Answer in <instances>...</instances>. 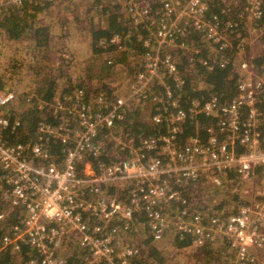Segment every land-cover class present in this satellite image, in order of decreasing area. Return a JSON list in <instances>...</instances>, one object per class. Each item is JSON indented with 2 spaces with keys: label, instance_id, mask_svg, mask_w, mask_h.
<instances>
[{
  "label": "built area",
  "instance_id": "2783aa9c",
  "mask_svg": "<svg viewBox=\"0 0 264 264\" xmlns=\"http://www.w3.org/2000/svg\"><path fill=\"white\" fill-rule=\"evenodd\" d=\"M126 1L136 25L148 20L147 8L135 10L137 0ZM241 1L244 11L240 18L246 24L248 34L253 31L261 44L258 56L264 53V31L258 29L264 13V0ZM161 13L159 29L144 43L147 48L155 47V52L144 55L145 70L138 75L137 82L130 85L125 97L105 106L106 110L100 107L97 112L81 105L80 99L65 98L69 103L57 100L55 112H67L75 122L73 127L65 124L56 128L42 124L38 128L39 136L66 146L62 165L56 164L42 143L6 147L0 133L3 198L12 207H25L21 225L13 227L12 235L3 239L0 251L10 245L18 252L21 244L30 246L35 253L27 264H65V255L71 248L88 254L85 264H134L137 258L144 256L146 249L129 240L147 233L157 245L165 237H171L167 233L168 220L160 210L184 202L179 186L201 177L219 186L221 175L235 171L244 182L252 185L250 205L226 219L211 217V228H207L199 217L192 222L182 221L178 224L179 231L192 238L190 249L201 248L221 236L228 240L236 256L232 264H264V135L259 129L262 120L264 124V77L252 61L256 55L251 58L248 55L252 38L248 35L245 46H240L235 55L240 78L238 94L233 101L220 104L217 99L193 100L189 109L184 110L179 101L173 99V89L161 78L165 70L174 89H181L185 84L171 51L186 48L199 54V50L184 41L190 28L202 33L205 40L219 50H233V41L240 40L242 35L238 32V23L227 22L222 27L217 17L209 16L205 0H163ZM113 42L118 43L119 38H114ZM211 62L224 68L228 60L227 56H222L218 60L201 61L209 69L215 66L209 64ZM156 81L165 88L167 102L163 95L164 100L153 99L151 106L159 101L167 106L166 113L170 112L168 106L177 109L167 117V133L145 139L138 147L132 140L117 138L119 153L128 156L120 157L110 165L101 164L95 170L89 158L102 156L103 149L98 140L101 130L113 126L129 101L147 97L149 86ZM17 102L14 92L0 91V130L8 125L5 113L14 109ZM159 112L149 118L152 124L164 122L166 116ZM215 113H219L222 119L217 132L210 131L212 135L208 143L202 144L195 137L180 150L177 145L180 126L188 118ZM240 147L243 152L238 151ZM151 151H157L160 157L147 156ZM81 165L83 176L79 177ZM111 187L130 189L128 200L121 202L109 196ZM253 187H260V192ZM143 210L147 213L148 223L147 229L141 233V230L134 229V224L135 214ZM92 219L98 223L90 225L88 221ZM120 228L126 234L124 237L119 234ZM132 230L136 232L135 236L128 237Z\"/></svg>",
  "mask_w": 264,
  "mask_h": 264
},
{
  "label": "trees",
  "instance_id": "16d2710c",
  "mask_svg": "<svg viewBox=\"0 0 264 264\" xmlns=\"http://www.w3.org/2000/svg\"><path fill=\"white\" fill-rule=\"evenodd\" d=\"M162 1L137 0L135 10L147 8L149 18L136 25L126 0H0V91L14 92L18 97L14 109L5 113L8 125L0 130L4 145L9 147L40 142L48 149L56 164L62 165L66 146L39 136L38 128L42 124L56 128L65 124L73 127L75 122L67 112H55L57 100L69 103L65 98H73V101L80 99L81 105L97 112L100 107L106 110L105 106L126 96L130 85L135 84L138 75L145 70L142 60L144 55L155 52V47L147 48L144 43L151 33L159 29ZM205 1L209 6V16L217 17L222 27L227 22L238 23V32L242 37L233 41V50H219L208 43L202 33L190 28L184 41L191 48L199 50V54L186 48L171 51L185 84L181 89H174L172 79L165 70L161 78L173 89V99L178 100L184 110L189 109L193 100L217 99L220 104L233 101L238 94L240 78L235 55L240 46H245L249 37L247 26L240 18L244 11L241 0ZM258 29L264 31V13L258 22ZM114 38H119V42L114 43ZM222 56H227L228 60L224 68L214 66L211 62L209 64L214 67L209 69L201 63L202 60L213 61ZM252 61L264 77V53L255 56ZM149 88L147 97L129 101L113 126L101 130L98 140L102 145V156L99 159L89 158L95 170L101 164L110 165L120 157L128 156L127 153H119L117 138L132 140L133 145L138 147L145 139L167 133V117L177 109L168 106L170 112L166 113L167 106L164 107L165 104L159 101L151 106L153 99L164 100V95L167 102V97L159 81ZM157 111L166 116L159 125L149 120ZM262 113L264 115V103ZM221 119L219 113L188 118L180 126L177 135L179 149H183L195 137L202 144H207L212 135L210 131L217 132ZM259 129L264 135L263 120ZM218 137L224 139L222 135ZM238 151L243 152V149L240 147ZM158 155L157 151L147 153V156L160 157ZM82 171L81 165L78 168L79 177L83 176ZM3 173L0 169V176ZM221 176L222 183L219 186L213 185L206 177L179 186L184 202L160 210L168 220L167 233L171 236V246L173 244L180 256L188 254L192 257L194 264H232L236 260L226 238L219 236L201 248L190 249L192 238L179 231L178 224L182 221L192 222L199 217L207 228H211V217L226 219L250 205L252 185L244 182L235 171H228ZM108 195L125 202L130 189L111 187ZM255 197L259 199V196ZM0 215L2 247L3 239L12 235V228L21 225L25 207H12L3 198L1 188ZM88 223L93 225L98 221L92 219ZM147 223L145 210L135 214L134 229L142 233L147 229ZM133 230L128 237L135 236ZM119 234L121 237L126 235L121 228ZM145 236H138L140 242L135 244L147 251L134 264H165L159 245L154 244L147 233ZM34 253L35 250L25 244H21L19 252L10 245L0 251V264H27ZM87 259V253L71 248L70 253L65 255V264H85Z\"/></svg>",
  "mask_w": 264,
  "mask_h": 264
},
{
  "label": "rangeland",
  "instance_id": "374dc122",
  "mask_svg": "<svg viewBox=\"0 0 264 264\" xmlns=\"http://www.w3.org/2000/svg\"><path fill=\"white\" fill-rule=\"evenodd\" d=\"M248 35L250 36V38H252V43H251L252 48L248 52V55L250 54V58H251L252 56H255L256 54H258V48H260L261 44H260V42H257L256 39L258 37L256 36V34H254L253 31L250 30ZM248 47H249V45H248ZM253 189L254 190L257 189V192H260V187H258V188L253 187ZM170 239H171V237H165L162 242L157 243V245H159V249L163 251L161 253V257L165 260V264H194L195 261H193L192 257L187 256L188 254L183 257V256L179 255L180 253H178L177 251L174 250L173 244L171 246L172 242L170 241ZM132 241L134 243H139L140 239H138V237H137L136 239L133 238ZM146 251H147V249H146Z\"/></svg>",
  "mask_w": 264,
  "mask_h": 264
}]
</instances>
